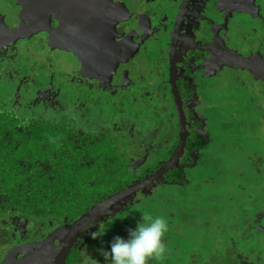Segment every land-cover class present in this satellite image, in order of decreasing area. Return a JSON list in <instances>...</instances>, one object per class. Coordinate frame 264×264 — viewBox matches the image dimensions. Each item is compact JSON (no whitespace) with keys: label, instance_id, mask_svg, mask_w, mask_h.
Wrapping results in <instances>:
<instances>
[{"label":"flooded vegetation","instance_id":"obj_1","mask_svg":"<svg viewBox=\"0 0 264 264\" xmlns=\"http://www.w3.org/2000/svg\"><path fill=\"white\" fill-rule=\"evenodd\" d=\"M76 2L70 6L68 0H15L9 7L11 10L15 9L16 20L11 21L9 16H4L5 23L0 28L1 46L6 43V50L10 52L13 48L18 49L25 40H45L50 44L44 49L45 59L36 58L31 45L21 49L29 52L22 61L29 74L21 73L20 66L10 67L7 62L10 60L6 59L0 48V72L5 73L9 81L16 84L18 104L27 100L31 106L43 112L62 114L68 111L75 117L80 116L81 121H84L82 126L86 127H90L88 124L94 117L106 123L107 129L121 133L130 146L134 165L142 167L147 164L143 168L145 171L153 168L148 164L156 162L160 164L157 166L159 168L174 155L181 139L182 127L186 131L183 132L185 145L174 168L176 165L190 166L189 162L192 166L197 165L208 152L212 135L209 116L204 113L211 109L206 92H216L219 88L216 90L214 86L207 87L206 83H216L219 76L232 72L238 85H246L241 76L257 83L258 96L264 97V74L250 72L248 68L233 63L231 57L236 52L249 56L264 49V5L257 4V0ZM23 3L26 7L33 4V20L26 21L22 17L24 14H18L25 8ZM42 14L46 15V19L41 17ZM21 17L25 22L19 21ZM250 18L253 19V25L248 24ZM226 22L232 32H237L238 35L234 38L222 35L221 30L226 28ZM31 25L39 31H34V27L30 28ZM72 36L78 37V44L71 51L74 65L70 66L72 63H68L64 55L60 57L59 47L65 44L67 37L72 39ZM216 40L218 60L214 62L210 60L206 50ZM149 45L156 49L149 48L148 51ZM9 55L12 56L11 53ZM126 103L129 111H135L130 119L132 113H126ZM141 105L148 112L145 115L147 119L153 115L160 117L159 124L153 128L148 126V131L155 139L142 133L143 126L138 118ZM255 107L263 108V104ZM179 109L184 115V122L180 118ZM161 135L163 139L158 141ZM191 137V144L198 139L201 145L188 150ZM174 168L152 184L121 200L118 205L140 197L149 186H158L157 182L163 180ZM155 171L157 170L150 171L140 179ZM188 174V171L185 172L181 178L188 181ZM163 181L170 183L169 180ZM255 198V201L258 198L261 201L260 195ZM244 200L240 205L246 210L250 201L252 204H259L258 201H253L248 192L244 193ZM255 208L257 210L252 214L249 233L246 231L243 237H247L248 242L261 244L262 250L254 246L246 251L227 249L225 258L214 259L218 260V264H264L263 201ZM102 218H105L103 214L91 225L95 226ZM91 225L86 230H90ZM47 235L42 238H20L0 254V262L10 249L41 241ZM81 237L83 233L76 240L64 264ZM58 242L56 241L57 244ZM42 263L46 264L47 261Z\"/></svg>","mask_w":264,"mask_h":264},{"label":"trees","instance_id":"obj_2","mask_svg":"<svg viewBox=\"0 0 264 264\" xmlns=\"http://www.w3.org/2000/svg\"><path fill=\"white\" fill-rule=\"evenodd\" d=\"M231 57L233 62L250 72L264 74V49L249 56L236 52ZM0 80L5 86L11 85L9 89L0 86L7 92H0V254L20 238H42L58 226L75 222L95 203L158 169L160 164L156 162L148 164L153 167L150 171L143 169L147 164L134 165L126 138L107 129L101 120L93 117L88 124L90 127H86L82 126L84 121L80 116L75 117L68 111L66 114L43 112L27 100L20 105L15 96L16 84L1 72ZM250 134L253 135L251 131ZM192 141L193 137L189 140L188 150L201 145L198 139L194 144ZM189 163L191 165L187 167L176 165L163 178L170 183L158 181L159 188L190 186L189 174L196 165ZM258 163L253 160L252 165L260 170ZM187 171L188 181L181 178ZM238 189L242 194L249 190L246 185L238 186ZM160 196L149 186L140 197L104 212L105 218L92 229L95 230L98 224L104 225L107 220L114 222L103 237V244L100 239H91V229L86 230L66 264H80L82 248L95 254L97 248L108 247L114 236L127 238V230L135 228L142 214L153 218L163 216L168 220L171 209L167 206L173 198L167 195L166 202L161 204L163 198ZM157 198L160 201V206L156 207L158 211L152 209ZM145 206L147 211H144ZM111 210L115 212L111 214ZM170 228L165 234L167 255L160 260H150L149 264L170 263L172 257L167 245L168 238H172ZM176 234L177 231H172L174 237Z\"/></svg>","mask_w":264,"mask_h":264},{"label":"rangeland","instance_id":"obj_3","mask_svg":"<svg viewBox=\"0 0 264 264\" xmlns=\"http://www.w3.org/2000/svg\"><path fill=\"white\" fill-rule=\"evenodd\" d=\"M14 1L0 0V28L4 26V16H9L11 21L16 20L15 9L11 10L9 7L13 5ZM75 1L78 3L80 0H68L69 5L74 4ZM257 4L264 5V0H257ZM32 6L33 4L22 8L18 13L20 16L24 14L22 17H25L26 21L33 20L31 17L35 11ZM22 17L19 20L21 23L25 22ZM41 17L46 19L45 14H42ZM252 21L253 19L250 18L248 24L253 25ZM224 25L226 28L221 31L226 38H234L238 35L237 32L231 31L227 22ZM65 41V44L59 47L60 57L64 55L68 63H72L71 51L78 44V37L72 36V39L67 37ZM43 43L45 45H41ZM49 44L50 42L45 40H25L20 43L18 49L13 48L10 52L6 50L8 47L6 43L0 48L5 53L7 60H14L7 61L10 67L20 66L21 73L29 74L22 64L29 52H24L21 49L31 45L36 58L45 59L46 51L44 49ZM209 46L206 50L207 54L210 55V60L215 62L218 55L217 40ZM149 48L150 45L147 47L148 51ZM151 49L154 50L156 47ZM10 53L12 56L9 55ZM73 65V63L70 64V66ZM241 78L245 80L246 85H238L232 72H228L222 77L219 76V81L218 79L215 81L217 84L206 83L207 87L214 86L216 90L217 87L219 88L216 92H206L211 109L204 113L209 116L212 140L208 144V152L202 157L200 164H197V167L195 166L191 170L192 173L189 174L191 185H186L183 189L176 186L159 188L160 185H154L152 188L154 192L161 194L160 197L163 198L161 204L166 202L167 195L170 196V199L173 198L172 203L169 200L167 206L168 210L171 209L168 222L171 227L170 237H172L167 241L172 257L169 264H218V260L214 259L225 258L227 249L233 251L237 248L246 251L249 247L254 246L262 250L261 244L255 241L248 242L247 237L244 238L243 234L246 231L249 233L252 214L257 210L255 206L259 207L262 201L264 204V199L262 200L264 191V97L258 96L257 83H253L246 76H241ZM0 86L8 88L11 85L5 86L0 80ZM207 87L206 91H208ZM62 89L67 91L66 88ZM63 90L62 94H64ZM0 92L7 93L6 89H0ZM247 100L249 102L245 103ZM260 102L263 104V108H256L255 106ZM124 108L125 111L127 110L126 113L130 110L127 103ZM139 109L138 118L143 126V135L155 139L148 131V126L155 127L156 124H159L160 117L153 115L150 117V121L145 117L148 112L143 108V105ZM134 112L133 110L129 111V114L132 113L129 119L133 117ZM250 131L253 135L250 134ZM162 139L161 135L158 141ZM253 160L259 161L256 164L260 168L259 173H257L258 169L252 165ZM245 185L248 187V194L252 195L253 201L259 202V204H252L250 201L248 210L240 205L245 200L243 192L238 189V186ZM156 187L158 188L156 189ZM232 195L234 196L231 199ZM259 195L261 201L259 198L255 201V197H259ZM159 206L160 201L157 198L152 209L157 210L156 207ZM146 207L144 211H147L148 207ZM172 231H177L175 237L172 235ZM230 236H234V238H230Z\"/></svg>","mask_w":264,"mask_h":264},{"label":"water","instance_id":"obj_4","mask_svg":"<svg viewBox=\"0 0 264 264\" xmlns=\"http://www.w3.org/2000/svg\"><path fill=\"white\" fill-rule=\"evenodd\" d=\"M34 31H39L34 25ZM250 59L247 62L250 63ZM239 65V64H237ZM241 65V64H240ZM179 104V99H178ZM180 105V104H179ZM179 115L184 122V115L179 109ZM181 124L183 126V123ZM182 127L181 139L174 155L165 162L161 167L149 176L135 181L128 186L118 190L106 198L95 203L89 210L84 212L75 222L71 224L61 225L54 228L43 240L28 244H22L10 249L0 264H64L66 257L70 253L76 240L96 219L112 207H119L118 203L126 199L133 193L147 187L159 178H161L168 170L173 169L174 165L182 154L185 145V133ZM111 214L115 211L111 210ZM56 241H59L58 244ZM17 256H21L17 258ZM17 258V259H16Z\"/></svg>","mask_w":264,"mask_h":264},{"label":"clouds","instance_id":"obj_5","mask_svg":"<svg viewBox=\"0 0 264 264\" xmlns=\"http://www.w3.org/2000/svg\"><path fill=\"white\" fill-rule=\"evenodd\" d=\"M112 220L104 225L98 224L95 230L91 225L90 237L100 239L106 235ZM169 230V222L163 216L150 217L142 214L135 228L127 230V238L116 235L108 242V247H99L93 254L87 248L80 252V264H149L150 260H160L167 255L165 234Z\"/></svg>","mask_w":264,"mask_h":264}]
</instances>
